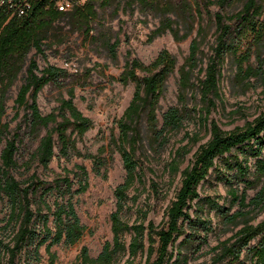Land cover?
<instances>
[{"label": "trees", "instance_id": "1", "mask_svg": "<svg viewBox=\"0 0 264 264\" xmlns=\"http://www.w3.org/2000/svg\"><path fill=\"white\" fill-rule=\"evenodd\" d=\"M72 1V9L61 12L56 7L57 0H0V142L5 139L0 151V200L5 210L0 217V264H43L42 250L47 256V264H55L57 257L51 251L52 247L60 244L73 247L86 234V227L81 224L72 203L75 195L85 193L89 187L88 172L84 166L64 168L60 174H55L52 181L43 180L35 173L20 180L16 177L18 170L22 167L28 173L35 163L44 172L51 171L49 166L56 157V150L58 158L68 159L74 155L88 159L92 171L105 177L107 170L101 172L107 162L103 154L110 149L118 153L125 171L123 181L113 191L115 209L109 217L112 237L103 244L95 258L83 246L76 258L78 264H135L136 258L144 254L145 264H188L190 256L206 244L211 231L210 222L198 214L202 211L201 204L206 202L200 197L198 187L216 170L215 160L233 149L248 152L257 159L251 179L246 178L250 175L247 159L242 163L235 158L237 163L234 166L229 161L225 163L236 169L233 178L242 181L243 188L239 194L238 187L233 186V178L223 177L229 186L227 192L231 204L229 207L217 206V212L225 225L243 223V226L232 237L211 249L213 256L209 264H264V218L257 224H250L247 220L253 211L264 210V112L232 131H223L214 120L209 122V139L197 148L192 161L180 172V187L166 209V221L160 229L151 221L145 225L144 222L129 224L125 220V215L132 209L129 202L137 200L136 195L130 196V190L142 179L139 155L144 142L154 152L169 142L168 136L180 130L191 116L188 100L192 98L194 89L201 104L198 110L193 109L196 111L194 115L198 114L201 122L208 123L211 108L215 106L214 99L220 97V68L226 54L235 57L236 79L243 82L255 74L244 64L249 61L253 50L264 43V0ZM236 2L241 3V9L228 15L225 8ZM212 5L220 9L212 16L215 40L203 69L204 77L199 79L197 73L200 70H196L205 37V27L200 22L203 12L208 13ZM109 8L115 15L119 10H130L158 17L159 24L148 36V43L166 32L176 41H182L196 30L189 44L188 56L177 68L175 56L167 49H162L148 64L131 58V51H127L124 68L113 80L122 85L132 83V97L115 122L118 135H111L108 144L96 154L81 153L77 149V141L94 126L74 105L73 86L67 90L68 98L61 99L54 111L47 115L40 112L38 94L48 84H62L68 73L53 65L40 71L36 60L31 58L14 106L17 111L21 108L26 111L27 129L36 138L43 129L53 126L40 137L28 160L19 165L17 153L23 137L18 132L10 135L8 124L1 123L6 93L16 79L18 63L31 50L35 51V55L44 57L46 30L60 20H66L72 32L86 37H92V31H99L101 46L116 61L119 40L112 42V37L106 34L110 28L98 23L101 13ZM169 14L175 18L171 19ZM239 50L243 53L238 54ZM176 71L179 76L178 104L167 108L159 118L160 99L168 79ZM139 72L143 75L140 76ZM186 137L189 138V135ZM190 140L196 143L199 138L192 136ZM188 153L186 145L174 151L166 166L172 178L180 171ZM257 185L260 188L246 202V191ZM152 188L157 189L155 184ZM233 205H237V209L230 213ZM192 208L194 211L191 213ZM2 211L0 209V214ZM128 235L130 240L127 243Z\"/></svg>", "mask_w": 264, "mask_h": 264}, {"label": "rangeland", "instance_id": "2", "mask_svg": "<svg viewBox=\"0 0 264 264\" xmlns=\"http://www.w3.org/2000/svg\"><path fill=\"white\" fill-rule=\"evenodd\" d=\"M177 1V0H172ZM203 2V0H199ZM212 1V0H210ZM241 9V3L236 2L225 8V12L230 15ZM220 9L216 5L208 8V13L203 12L201 25L205 27V37L202 45V56L196 71L199 79L204 77L203 69L206 68L207 59L211 54V47L215 40V27L212 24V16ZM168 17L174 19L173 14ZM100 24L110 28L106 34L119 40L117 47V60L113 61L107 51L101 46L99 31H92V37L72 32L66 24V20L54 23L46 30V40L44 41V57L35 55L31 50L26 57L18 63L19 71L13 84L6 93L5 112L1 117V123L8 124L10 135L18 132L22 139L17 153L19 165L28 160L29 155L36 149L40 137L53 125H49L40 132L36 138L27 129L25 114L21 108L18 111L14 106L18 90L23 83L26 70L31 58L37 62L38 69L41 71L48 65L63 68L67 71L68 77L62 84L46 85L37 97V105L43 115L54 111L60 104L61 99H67V90L74 87L73 103L76 108L93 122L94 128L85 133L81 140L77 141V149L81 153L96 154L97 151L108 144L111 135L117 136L116 121L122 116L123 111L131 100L134 85L129 83L122 85L113 80L121 74L126 59L127 51H131V58H137L140 62L148 64L154 60L156 55L162 50L167 49L177 60V68L180 67L189 53V44L194 38L196 30L185 40L176 41L173 36L166 32L162 36L148 43L147 38L150 33L158 26L159 18L154 14L142 15L137 11L119 10L115 15L112 8L107 9L100 15ZM197 23H195V29ZM97 28V27H96ZM100 33V32H99ZM243 53L242 50L237 52ZM251 68L255 74L251 75L243 82L236 79L235 57L228 53L220 68L221 78L219 79V98L214 99L215 106L211 108L208 123L204 124L194 115L193 109L201 107L199 94L194 89L192 98L188 100V107L191 109V116L177 132L171 133L169 142L154 152L147 142H144L140 149V176L141 182L137 183L131 190L130 196H137L135 202H129L131 211L125 215V220L132 224L134 222L149 221L160 229L166 221L165 212L169 203L174 199L175 193L180 187V172L192 161L193 154L197 148L209 139V122L216 121L223 131L243 127L247 122L253 121L258 115L264 112V43L255 48L244 66ZM140 76L143 73H138ZM257 74V75H256ZM261 74V75H260ZM196 76V73H195ZM178 73L177 71L168 79L165 92L160 99L159 118L167 108L178 104ZM198 113V112H197ZM17 114V115H16ZM189 135V138L186 136ZM196 136L198 142L190 140ZM147 137V136H145ZM9 138V136H8ZM5 144V139L0 142V151ZM188 146L189 153L186 154L180 166L178 174L172 178L167 172L166 166L169 163L174 151L182 146ZM56 157L50 163L49 172H44L35 163L31 165L28 173L21 167L16 177L24 180L32 173L39 178L52 181L55 174H60L64 168L73 169L76 165H82L88 172L89 187L87 191L72 198L76 213L80 218L81 224L86 227V234L81 242L73 247H64L62 244L52 247L51 251L56 254L55 264H78L76 261L80 249L87 247L89 254L95 258L101 251L103 244L111 240L110 214L115 209V199L113 191L115 187L123 181L125 171L122 161L116 151L110 149L103 156L106 157L105 177L96 175L92 171L91 162L77 156L68 159ZM264 156V154H263ZM244 162L247 159L249 173L246 178L251 179L254 171V163L257 158L250 156L248 152H240L233 149L229 154L216 159V170L202 182L198 191L201 198L206 200L201 204L202 211L199 212L206 222H210L211 231L208 233L207 242L201 250L194 256H190L188 264H209L213 256L212 248L219 242L232 237L242 226L225 225L217 212V206L229 207L231 198L228 194L229 186L226 184L225 176L233 178L236 169H231L226 162H231L234 166L237 162ZM233 186L238 187L239 194L243 188V182L232 179ZM155 184L156 191L152 188ZM76 188V186H75ZM260 188H250L246 191L247 200L254 196ZM196 202V201H195ZM0 214L5 213L3 201L0 200ZM237 205H233L230 213L236 211ZM194 211L192 208L191 213ZM144 214H146L144 216ZM264 218V210L253 211L247 220L250 224H257ZM130 240V235L126 237V242ZM181 240H177L176 244ZM44 258L43 264H47V256L42 250ZM146 254L139 255L135 264H145ZM122 264V262L120 263Z\"/></svg>", "mask_w": 264, "mask_h": 264}, {"label": "built area", "instance_id": "3", "mask_svg": "<svg viewBox=\"0 0 264 264\" xmlns=\"http://www.w3.org/2000/svg\"><path fill=\"white\" fill-rule=\"evenodd\" d=\"M85 0H78V3H83ZM72 0H57L56 7L58 11L65 12L70 11L73 7ZM22 12V11H21Z\"/></svg>", "mask_w": 264, "mask_h": 264}]
</instances>
